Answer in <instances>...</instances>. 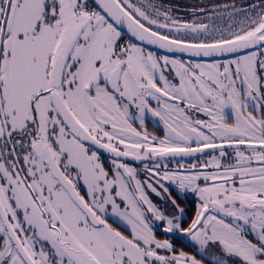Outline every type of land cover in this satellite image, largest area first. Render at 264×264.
Wrapping results in <instances>:
<instances>
[{
    "label": "snow or ice",
    "instance_id": "6c2138e0",
    "mask_svg": "<svg viewBox=\"0 0 264 264\" xmlns=\"http://www.w3.org/2000/svg\"><path fill=\"white\" fill-rule=\"evenodd\" d=\"M178 10L0 0V264H264V0Z\"/></svg>",
    "mask_w": 264,
    "mask_h": 264
},
{
    "label": "flooded vegetation",
    "instance_id": "af4514ba",
    "mask_svg": "<svg viewBox=\"0 0 264 264\" xmlns=\"http://www.w3.org/2000/svg\"><path fill=\"white\" fill-rule=\"evenodd\" d=\"M165 3L168 4H172L174 6H176V8H178L179 10L177 12H175L174 14L180 17L185 18L186 20H193V19H200V14L198 13L197 16H193L192 15V10L194 8L199 9V8H211L212 5L214 4H224V3H230L232 2V0H164ZM237 3H243L245 2V0H236ZM226 22V21H225ZM225 22H222V20H217L215 21L216 24L218 25H222ZM151 117L148 118V120L146 121L147 125H148V130L149 132H153L156 135H163L162 131L160 130V128H162V125L160 126V128L154 127L152 122H151ZM138 166V164L136 165ZM174 165L170 164L169 167H173ZM173 195H175V193H173ZM153 199L159 203L160 201L158 200V198H156L153 195ZM191 201H189V205H191Z\"/></svg>",
    "mask_w": 264,
    "mask_h": 264
},
{
    "label": "rangeland",
    "instance_id": "374dc122",
    "mask_svg": "<svg viewBox=\"0 0 264 264\" xmlns=\"http://www.w3.org/2000/svg\"><path fill=\"white\" fill-rule=\"evenodd\" d=\"M226 21V17H225V19L224 20H222V22H225Z\"/></svg>",
    "mask_w": 264,
    "mask_h": 264
},
{
    "label": "trees",
    "instance_id": "16d2710c",
    "mask_svg": "<svg viewBox=\"0 0 264 264\" xmlns=\"http://www.w3.org/2000/svg\"><path fill=\"white\" fill-rule=\"evenodd\" d=\"M225 1H228V0H225Z\"/></svg>",
    "mask_w": 264,
    "mask_h": 264
}]
</instances>
